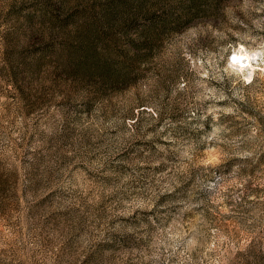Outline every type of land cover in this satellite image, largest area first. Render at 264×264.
Here are the masks:
<instances>
[{
	"label": "rangeland",
	"instance_id": "374dc122",
	"mask_svg": "<svg viewBox=\"0 0 264 264\" xmlns=\"http://www.w3.org/2000/svg\"><path fill=\"white\" fill-rule=\"evenodd\" d=\"M0 264H264V0H0Z\"/></svg>",
	"mask_w": 264,
	"mask_h": 264
},
{
	"label": "clouds",
	"instance_id": "9594fccd",
	"mask_svg": "<svg viewBox=\"0 0 264 264\" xmlns=\"http://www.w3.org/2000/svg\"><path fill=\"white\" fill-rule=\"evenodd\" d=\"M232 59H233V60H235V61H237V62H239V61H242V60H244V59H245V57L237 55V56H233V58H232ZM243 68H244V65H243V64H241L238 70L242 71V70H243Z\"/></svg>",
	"mask_w": 264,
	"mask_h": 264
}]
</instances>
